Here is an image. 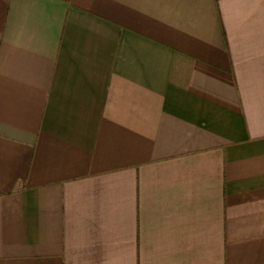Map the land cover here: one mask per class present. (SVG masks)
Returning a JSON list of instances; mask_svg holds the SVG:
<instances>
[{"label": "crops", "instance_id": "0c3cea01", "mask_svg": "<svg viewBox=\"0 0 264 264\" xmlns=\"http://www.w3.org/2000/svg\"><path fill=\"white\" fill-rule=\"evenodd\" d=\"M0 264H264V0H0Z\"/></svg>", "mask_w": 264, "mask_h": 264}]
</instances>
